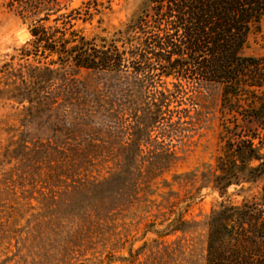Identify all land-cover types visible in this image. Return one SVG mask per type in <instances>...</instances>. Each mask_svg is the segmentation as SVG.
<instances>
[{"label":"rangeland","instance_id":"1","mask_svg":"<svg viewBox=\"0 0 264 264\" xmlns=\"http://www.w3.org/2000/svg\"><path fill=\"white\" fill-rule=\"evenodd\" d=\"M90 1L52 0L56 12L44 24L67 28L57 34L62 41L72 33L109 39L149 5ZM16 6L0 0V264H207L213 213L264 195V175L224 193L213 183L222 160L240 164L228 152L230 142L253 133L264 142V129L235 111L244 113L245 101L225 105L220 86L157 77L153 89L174 97L171 113L149 135L129 121L120 130L121 122L89 115L86 125L74 129L64 116L71 105L64 73L102 104L113 99L117 106L115 84L108 87L107 77L83 68L63 71L59 56L43 48L23 57L21 49H33V38ZM245 54L264 58V19L250 34ZM44 67L59 69L54 83L30 90L29 74ZM28 90L32 104L22 99ZM251 90L248 99L264 88ZM127 148L138 154L130 162L131 177L113 180Z\"/></svg>","mask_w":264,"mask_h":264},{"label":"trees","instance_id":"2","mask_svg":"<svg viewBox=\"0 0 264 264\" xmlns=\"http://www.w3.org/2000/svg\"><path fill=\"white\" fill-rule=\"evenodd\" d=\"M14 1L33 38L28 44L33 49H21L23 57L37 55L43 48L42 53L48 51L59 56L61 70L83 68L107 77L112 81L108 87L115 84L111 91L117 106L113 99L102 104L98 103L103 101L100 96L89 97L75 78L64 73L67 104H71L64 110V116L71 117L74 129L86 125L89 115L121 122L120 130H125L124 123L129 121L140 133L148 131L149 135L155 124H161L171 113L174 97L169 91L153 89L157 77L220 86L223 104L239 106L245 101L248 108L244 113L235 111L248 123L264 129V91L261 96L248 99V94L254 93L251 89L264 88V58L245 54L250 34L264 19V0H149L136 21L109 39L87 40L72 33V38L63 41L57 34L64 35L67 28L60 31L44 24L56 12L51 8L52 0ZM97 3L96 0L94 6ZM87 8L86 15L91 16L90 7ZM58 70L34 69L27 80L32 83L30 90L53 84ZM27 81L23 80L25 85ZM30 90L21 95L32 104ZM68 131L73 133V129ZM259 138L253 133L241 136L239 143H229V154H236L240 164L235 160L229 164L221 161L222 173L213 181L221 193L234 184L254 182L264 175V154L260 153L264 142ZM255 139H259V146ZM138 151L142 152L139 145ZM135 155L138 154L129 148L124 151L122 169L113 175V180L131 177L129 166ZM165 155L169 157L168 152ZM253 162L257 164L253 166ZM263 207L264 195L258 202L222 205L213 213L207 264H264ZM224 237H228L229 244L224 243Z\"/></svg>","mask_w":264,"mask_h":264},{"label":"water","instance_id":"3","mask_svg":"<svg viewBox=\"0 0 264 264\" xmlns=\"http://www.w3.org/2000/svg\"><path fill=\"white\" fill-rule=\"evenodd\" d=\"M22 37H23L24 39H27V38L29 37V33H23V34H22Z\"/></svg>","mask_w":264,"mask_h":264}]
</instances>
